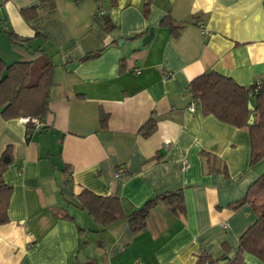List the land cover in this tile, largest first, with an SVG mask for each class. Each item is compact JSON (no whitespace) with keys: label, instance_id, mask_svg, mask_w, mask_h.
I'll list each match as a JSON object with an SVG mask.
<instances>
[{"label":"crops","instance_id":"0c3cea01","mask_svg":"<svg viewBox=\"0 0 264 264\" xmlns=\"http://www.w3.org/2000/svg\"><path fill=\"white\" fill-rule=\"evenodd\" d=\"M0 44L6 64H54L41 128L0 113V155L12 153L0 264H196L237 248L256 214L231 205L264 159L250 164L246 128L190 110L187 84L210 69L245 86L264 75V0H0ZM179 188L184 211L158 201L138 230L124 217L98 230L77 197L116 196L127 211ZM242 264L264 262L244 252Z\"/></svg>","mask_w":264,"mask_h":264},{"label":"trees","instance_id":"16d2710c","mask_svg":"<svg viewBox=\"0 0 264 264\" xmlns=\"http://www.w3.org/2000/svg\"><path fill=\"white\" fill-rule=\"evenodd\" d=\"M31 9H24L22 13L33 17ZM104 16V14H102ZM106 23H109L106 19ZM161 23L168 24L174 30L176 27L169 18H163ZM6 31V30H5ZM8 40L13 43L23 44L25 38H20L12 31H6ZM97 53H87L82 59H88ZM54 64L45 60L35 81L30 80V61L16 60L6 64L0 58V113L4 118L20 116L36 117L43 119L48 111L49 89L53 82ZM259 81V85L257 82ZM187 92L192 101L200 105L202 114H212L219 121L246 128L250 139V164L264 159V75L251 85L238 84L232 77L215 70H205L192 78L187 84ZM191 101V102H192ZM253 108H248V103ZM253 115L252 124H248L249 115ZM107 115L101 118V125H105ZM157 115L151 113L140 126L139 133L147 137L156 129ZM28 131L33 127L26 123ZM202 155L210 157L207 152ZM12 160L11 149L7 147L0 155V224L8 221L7 208L11 193V185L3 178V171ZM70 179L69 175L67 180ZM81 206L98 224V230H103L107 224L125 218L132 230L144 227L150 210L158 201L164 202L169 210L177 215L184 211V196L182 189L170 190L156 194L147 199L138 208L125 210L121 201L116 196H102L88 189H82L77 195ZM248 203L254 209L256 218L239 236L236 252L225 264H242L244 252L253 254L264 262V173L258 176L246 194L236 200L231 207ZM225 253L221 258H212L203 251L197 255L196 264H219L220 259L226 258ZM82 264H94L92 260Z\"/></svg>","mask_w":264,"mask_h":264},{"label":"built area","instance_id":"2783aa9c","mask_svg":"<svg viewBox=\"0 0 264 264\" xmlns=\"http://www.w3.org/2000/svg\"><path fill=\"white\" fill-rule=\"evenodd\" d=\"M99 1H102V0H99ZM100 11L103 12V8H101ZM168 75L169 74L167 73L166 76H168ZM257 84L258 85L260 84L259 81L257 82ZM194 107H195V102L194 101L190 102L189 109L193 110ZM20 120H22L25 123H31L35 128H41L43 126V122L36 117H29V116L24 115V116H20ZM185 166H186V162H184V167ZM120 171L121 170H118L117 173L119 174Z\"/></svg>","mask_w":264,"mask_h":264},{"label":"water","instance_id":"95a60500","mask_svg":"<svg viewBox=\"0 0 264 264\" xmlns=\"http://www.w3.org/2000/svg\"><path fill=\"white\" fill-rule=\"evenodd\" d=\"M121 41H122V40H121ZM119 43H120V41H119ZM248 108H249V109H252V108H253V106H252V104H251L250 102L248 103ZM252 122H253V115L250 114V115H249V118H248V120H247V123H248V124H252ZM235 252H236L235 249L232 250L231 252H229V253L227 254L226 258H224V259H220V260L218 261V263H219V264H225L230 258H232V257L234 256Z\"/></svg>","mask_w":264,"mask_h":264},{"label":"rangeland","instance_id":"374dc122","mask_svg":"<svg viewBox=\"0 0 264 264\" xmlns=\"http://www.w3.org/2000/svg\"><path fill=\"white\" fill-rule=\"evenodd\" d=\"M4 49L2 48V45L0 44V52L3 51ZM44 61H37V62H34L32 68H31V74H30V80H32L33 82L35 81L36 79V76L37 74L39 73L40 71V66L41 64L43 63ZM34 79V80H33Z\"/></svg>","mask_w":264,"mask_h":264}]
</instances>
